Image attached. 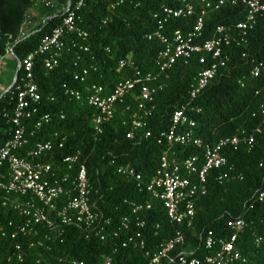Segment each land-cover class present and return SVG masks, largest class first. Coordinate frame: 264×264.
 Returning a JSON list of instances; mask_svg holds the SVG:
<instances>
[{"label":"trees","instance_id":"16d2710c","mask_svg":"<svg viewBox=\"0 0 264 264\" xmlns=\"http://www.w3.org/2000/svg\"><path fill=\"white\" fill-rule=\"evenodd\" d=\"M188 1L195 8L194 15L165 21L162 9L171 4L168 0H124L115 8L112 6L118 0H90L79 12L80 27L88 33V38L67 36L66 51L52 71L45 69L42 59L35 63L33 73L42 96L41 114H49L51 121L39 130L34 128L39 116L26 121L29 144L17 152L18 156H26L38 143H55L53 152L41 162L52 165L59 181L69 173L64 158L77 156L87 166L92 204L111 220V231H119L123 217L136 218L131 203H152L150 211L140 214L141 221L145 222L142 232L146 248H123L124 232H118V238L108 236L105 242L94 236L87 237L75 226L61 225L55 212L50 213L56 221L55 228L39 225L36 235L12 239L8 223L12 221L17 225L25 221L14 205L30 200L1 194L0 264H71L73 260L102 264L104 257L115 251L116 264H147L149 256L178 229L185 243L177 247L176 254L203 258L212 254L205 248V237L211 233L215 238H229L232 234L229 224L239 218L246 221L247 228L237 240L236 249L247 259V264H264V200L259 198V192L264 190V15L258 18L246 44L225 47L224 55L229 57L227 66L219 70L195 103L201 112L192 114L196 120L194 131L205 144H216L243 132L252 136L254 143L226 149L228 165L234 168L225 167L209 174L208 192L198 198L191 226L170 225L163 203L154 200L141 185L152 180L168 150L179 162L189 157H203V150L195 146L170 148L165 140H160V135L170 130L175 110L188 100L191 84L210 66L212 58L206 56V62L201 63L204 54H195L188 64L179 63L165 75L167 87L156 97V108L148 120L147 130L153 133L151 138L145 139V130L134 131L132 126L137 93L116 107L114 118L105 124L101 134L93 123L98 111L87 100L93 85L104 87L105 94L109 95L118 82L132 76L135 68L154 71L163 45L158 38L149 40L148 36L156 32L167 36L176 31L190 32L206 4L218 0ZM34 8L44 16V21L29 36L19 40L28 12ZM64 12L60 5L46 9L36 7L33 0H0V58L10 47L17 61L23 62L61 24ZM244 18L240 4L227 3L219 11L209 10L204 34L198 42L210 39L217 27L234 26ZM123 60L133 62V66L119 71ZM255 66L261 69L257 79L251 76ZM84 69L89 71L86 82L75 81L74 75ZM22 73L20 70L19 81ZM16 87L0 99V148L14 131L3 114L14 110ZM66 89L80 91L82 99L77 101L66 96ZM130 132H134L136 138H128ZM63 139L64 147L59 149L57 144ZM127 165L142 176V183L121 174L120 169ZM74 176L72 172L71 181ZM66 202L67 199L62 198L57 208ZM4 230L8 232L6 236H3ZM17 245L23 249L22 261L18 259Z\"/></svg>","mask_w":264,"mask_h":264},{"label":"built area","instance_id":"2783aa9c","mask_svg":"<svg viewBox=\"0 0 264 264\" xmlns=\"http://www.w3.org/2000/svg\"><path fill=\"white\" fill-rule=\"evenodd\" d=\"M33 1L36 7L46 9L58 8L60 5L65 12L61 24L20 63V70H23V73L20 81L19 77L15 79V85H17L15 107L11 114H3V117L12 124L14 131L10 140L0 148V195H16L30 200L14 205L25 221L17 225L12 221L8 223L11 237L17 239L19 236L36 235L39 225L49 229L55 228L56 221L50 214L55 212L61 225L75 226L87 237L94 236L105 242L108 236L118 238V232H124L126 235L122 243L123 248L144 249L146 241L142 230L145 222L141 221L140 214L150 211L152 203H131L132 214L136 218L123 217L119 231H111V220L99 213L92 204V187L87 166L81 163L77 156L64 158L63 163L67 165L69 173L59 181L53 173L52 165L41 162L43 157L55 149L56 144L52 141L38 143L26 156L17 155V152L29 144L24 123L39 116L34 127L39 130L44 123L51 121L49 114H41L42 96L33 73L36 61L42 59L45 69L52 71L58 66L59 60L66 51L67 36L75 35L82 40L88 38V33L80 27L79 12L90 0H76L74 4L72 0ZM123 1L118 0L112 8L119 6ZM168 1L171 4L162 9L165 21L195 14L194 6L188 0ZM227 3L234 6L240 4L245 12L244 20L234 26L221 25L217 27L210 39L202 43L198 42L204 34L205 17L208 11H219ZM263 15L264 0H218L216 3H207L206 9L201 11L190 32L184 34L176 31L171 36L156 32L154 36H148L149 40L158 38L163 45V49L156 57L154 71L145 72L135 68L132 76L118 82L109 95L105 94L104 87L100 85H93L90 89L87 100L88 104L98 111L93 119L98 134H101L105 124L114 118L116 107L123 104L128 97H135L137 93V111L132 117V126L134 131L145 130L143 137L149 139L153 133L147 130L148 120L156 108V97L167 87L164 81L165 75L179 63L188 64L195 54H204L201 57V63L206 62V56L212 58L210 66L201 71L191 84L188 100L175 110L170 130L160 135V140H165L170 148L175 145L195 146L203 150V157H189L179 162L168 150L164 152L160 167L152 180L145 186L141 185V188L145 189L154 200H160L163 203L169 224L175 228L191 226L196 213V202L201 195L208 192L209 174L225 167L233 170L234 167L228 165L226 149H237L242 143H254V138L243 132L240 135L223 138L216 144H205L195 135L196 120L192 114L201 112V109L195 105L196 101L209 83L215 79L219 70L225 68L229 62V57L224 55L225 47L231 44L238 46L246 44L258 18ZM29 34L30 32L22 29L19 40L26 38ZM8 51L13 55L12 49ZM128 66H133V62L121 61L119 71ZM88 74L89 71L84 69L74 75V80L84 83ZM251 76L254 79L259 78L261 69L258 66L253 67ZM241 85L244 87V83L241 82ZM65 95L77 101L82 99L81 92L74 89H66ZM127 137L136 138L134 132H130ZM57 147L59 149L64 147V139L57 144ZM70 172H75L72 181ZM120 172L124 177L142 183V176L130 165L122 167ZM67 183L69 184L64 185ZM62 198H66L67 202L58 209V202ZM259 198L264 200V190L259 192ZM134 226L136 230L133 229ZM229 227L232 232L229 238H215L211 233L205 237V248L212 254L203 258L191 257L184 253L176 254L177 247L185 243L184 235L178 229L172 238L158 246L157 252L152 256L147 254L149 256L147 264H163V262L166 264H247V259L236 249V242L247 228V223L243 218H239L230 222ZM159 228L157 225V229ZM7 234L8 232L4 230L3 236ZM259 241L260 239L257 240ZM16 250L19 252L18 259L22 261L21 245H17ZM115 252L105 256L102 264H116ZM71 264L86 263L73 260Z\"/></svg>","mask_w":264,"mask_h":264},{"label":"crops","instance_id":"0c3cea01","mask_svg":"<svg viewBox=\"0 0 264 264\" xmlns=\"http://www.w3.org/2000/svg\"><path fill=\"white\" fill-rule=\"evenodd\" d=\"M29 17L27 16L26 22L22 28L27 32L33 31L40 22L44 21V16H42L38 12V10L36 12L30 11ZM9 49L12 48L9 47L8 50ZM6 59L7 62L5 63ZM0 67H1L0 70V92H1L7 90L11 86L16 71L18 69V61L11 53H9V51H7L6 55L0 58Z\"/></svg>","mask_w":264,"mask_h":264},{"label":"water","instance_id":"95a60500","mask_svg":"<svg viewBox=\"0 0 264 264\" xmlns=\"http://www.w3.org/2000/svg\"><path fill=\"white\" fill-rule=\"evenodd\" d=\"M12 51H13V48H12ZM20 61H18V69H17V71H16V74H15V77H14V80H13V82H12V84H11V86L7 89V90H5L4 92H3V94L0 96V99L3 97V96H5V94H7L10 90H11V88H13L14 86H15V79L18 77V75H19V71H20Z\"/></svg>","mask_w":264,"mask_h":264},{"label":"rangeland","instance_id":"374dc122","mask_svg":"<svg viewBox=\"0 0 264 264\" xmlns=\"http://www.w3.org/2000/svg\"><path fill=\"white\" fill-rule=\"evenodd\" d=\"M30 11H31V12H32V11L36 12L37 10H36V8H34V9H30L29 12H28V14H29L28 16H30ZM38 12L40 13V11H38ZM31 16H32V15H31ZM29 18H30V17H29ZM6 62H7V59H6L5 63H6Z\"/></svg>","mask_w":264,"mask_h":264}]
</instances>
